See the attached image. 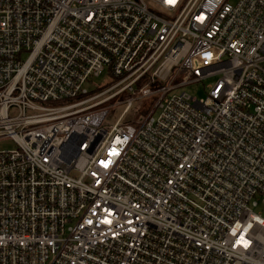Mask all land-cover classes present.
Wrapping results in <instances>:
<instances>
[{
  "label": "built area",
  "instance_id": "built-area-1",
  "mask_svg": "<svg viewBox=\"0 0 264 264\" xmlns=\"http://www.w3.org/2000/svg\"><path fill=\"white\" fill-rule=\"evenodd\" d=\"M5 139L0 264H264V0H0Z\"/></svg>",
  "mask_w": 264,
  "mask_h": 264
},
{
  "label": "rangeland",
  "instance_id": "rangeland-1",
  "mask_svg": "<svg viewBox=\"0 0 264 264\" xmlns=\"http://www.w3.org/2000/svg\"><path fill=\"white\" fill-rule=\"evenodd\" d=\"M234 2V0H232ZM111 78L107 75V72H104L100 78L91 79L90 82L85 84V88L90 91H93L96 86L104 85L109 82ZM216 81V79H208L206 81L192 83L183 87L176 89L173 94H181L183 92L193 96L196 99H202L207 96L206 86L212 84ZM142 84H140L141 86ZM125 95H121L120 97L110 99L108 102L103 104V107L109 108V112L107 117L105 118V123L108 126H113L118 118L123 113L126 104H121L122 100H125ZM151 104L150 98L140 99L133 103L131 110L127 114L124 115L123 123L133 121L137 119L141 115H145L149 109ZM16 147V144L11 139H5L0 141V150H11ZM255 213H259L264 215V205L261 207H253Z\"/></svg>",
  "mask_w": 264,
  "mask_h": 264
}]
</instances>
